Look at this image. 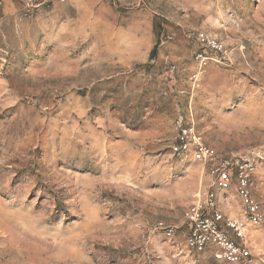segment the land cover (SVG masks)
Masks as SVG:
<instances>
[{
    "label": "rangeland",
    "instance_id": "rangeland-1",
    "mask_svg": "<svg viewBox=\"0 0 264 264\" xmlns=\"http://www.w3.org/2000/svg\"><path fill=\"white\" fill-rule=\"evenodd\" d=\"M177 118L254 165L246 235L264 264V0H4L0 264H232L186 247L211 176L173 153Z\"/></svg>",
    "mask_w": 264,
    "mask_h": 264
},
{
    "label": "built area",
    "instance_id": "built-area-1",
    "mask_svg": "<svg viewBox=\"0 0 264 264\" xmlns=\"http://www.w3.org/2000/svg\"><path fill=\"white\" fill-rule=\"evenodd\" d=\"M4 0H0V5ZM27 12L42 5L45 0H22ZM207 43L217 48V43L201 34ZM177 131L172 151L181 156L190 153L211 176L210 185L199 193L183 213L188 228L186 247L200 251L209 245L218 249V257L232 264H250L253 260L247 242L246 229L249 224L262 221V211L252 195L251 175L254 165L248 161L219 157L215 149L204 143L194 124L181 118L175 120ZM238 168V169H237ZM238 172L236 192L240 198L237 216L224 215L219 207L220 195L228 191L233 183V174ZM225 196V195H224ZM152 230L159 231L169 239L178 231L175 225L162 221L155 223Z\"/></svg>",
    "mask_w": 264,
    "mask_h": 264
},
{
    "label": "crops",
    "instance_id": "crops-1",
    "mask_svg": "<svg viewBox=\"0 0 264 264\" xmlns=\"http://www.w3.org/2000/svg\"><path fill=\"white\" fill-rule=\"evenodd\" d=\"M233 185V184H232ZM231 185V187L229 188L228 191H231V188L233 187ZM207 187V186H206ZM199 191V190H198ZM228 191H225L223 194L220 195V203H219V207H220V210L221 212L226 215V216H237L239 213H231L228 209H227V206H226V203H227V200L224 199V195L225 193H229ZM199 192H197L196 194L193 195V198L196 197L198 195ZM238 204H239V201H238ZM240 210V209H239ZM240 212V211H239ZM184 221V220H183ZM178 227V229L180 230L179 228V225H176ZM182 231V230H180ZM247 242H248V239H247Z\"/></svg>",
    "mask_w": 264,
    "mask_h": 264
}]
</instances>
